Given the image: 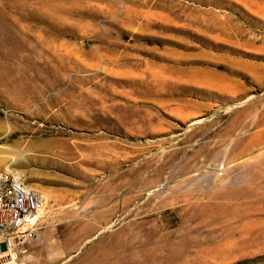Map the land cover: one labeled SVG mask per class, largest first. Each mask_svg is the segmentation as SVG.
<instances>
[{"label": "rangeland", "instance_id": "rangeland-1", "mask_svg": "<svg viewBox=\"0 0 264 264\" xmlns=\"http://www.w3.org/2000/svg\"><path fill=\"white\" fill-rule=\"evenodd\" d=\"M260 111L264 0H0V172L45 198L30 264H86L133 222L177 231ZM254 231L155 264H264Z\"/></svg>", "mask_w": 264, "mask_h": 264}, {"label": "bare ground", "instance_id": "bare-ground-1", "mask_svg": "<svg viewBox=\"0 0 264 264\" xmlns=\"http://www.w3.org/2000/svg\"><path fill=\"white\" fill-rule=\"evenodd\" d=\"M250 117L251 121L243 120L236 129L227 131L225 146L229 148L221 154L214 173L202 182L203 188L180 196L187 204L179 208L182 219L177 231H168L153 220L133 222L114 234L112 241L110 236L107 246L109 238L103 237L92 248L96 256L81 262L155 264L158 258L226 254L247 247L257 222L264 221V111ZM237 130L242 131L237 134ZM9 162L5 170L13 172L16 163L13 159ZM15 174L24 179L19 171Z\"/></svg>", "mask_w": 264, "mask_h": 264}, {"label": "built area", "instance_id": "built-area-1", "mask_svg": "<svg viewBox=\"0 0 264 264\" xmlns=\"http://www.w3.org/2000/svg\"><path fill=\"white\" fill-rule=\"evenodd\" d=\"M44 196L12 171L0 172V264H30Z\"/></svg>", "mask_w": 264, "mask_h": 264}]
</instances>
